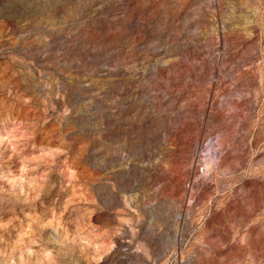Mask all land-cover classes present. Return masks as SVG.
<instances>
[{
  "label": "rangeland",
  "instance_id": "1",
  "mask_svg": "<svg viewBox=\"0 0 264 264\" xmlns=\"http://www.w3.org/2000/svg\"><path fill=\"white\" fill-rule=\"evenodd\" d=\"M0 264H264V0H0Z\"/></svg>",
  "mask_w": 264,
  "mask_h": 264
}]
</instances>
